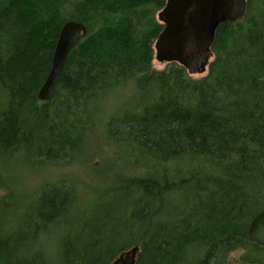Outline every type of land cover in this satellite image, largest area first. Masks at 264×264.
<instances>
[{
	"label": "trees",
	"instance_id": "1",
	"mask_svg": "<svg viewBox=\"0 0 264 264\" xmlns=\"http://www.w3.org/2000/svg\"><path fill=\"white\" fill-rule=\"evenodd\" d=\"M164 4L0 0V162L25 155L70 163L94 124L88 103L131 82L135 103L105 130L145 169L108 188L107 201L99 197L78 225L74 183H46L16 206L0 172V264H109L137 243L136 264H225L236 250L240 264H264V245L247 234L264 209V0H247L243 18L217 27L198 78L175 62L153 68ZM67 20L83 23L86 35L69 52L55 95L39 100ZM60 225L66 231L51 256L40 236Z\"/></svg>",
	"mask_w": 264,
	"mask_h": 264
},
{
	"label": "rangeland",
	"instance_id": "2",
	"mask_svg": "<svg viewBox=\"0 0 264 264\" xmlns=\"http://www.w3.org/2000/svg\"><path fill=\"white\" fill-rule=\"evenodd\" d=\"M165 67L166 63L153 60L154 69L162 70ZM203 75L205 73L191 77L198 78ZM135 98V88L131 82L99 92L88 103V108L94 112L93 127L83 136L79 147L73 151L74 156L72 155L70 163L42 164L25 155L4 158L0 162V172L8 180L7 185L13 196L9 198L17 201L16 206L19 203L24 206L31 203L44 184L59 180L72 182L78 202L71 222L78 225L82 216L90 215L99 197L103 195L101 204L107 201L105 194L108 188H112L111 186L117 185L126 178L142 175L145 169L128 162L125 151L122 147L111 144L105 130L106 122L134 104ZM5 192L6 187H1L0 196ZM173 200L180 203L177 196ZM65 231L60 225L41 234V241L51 256L57 253L56 248ZM243 253V250L229 253L225 264H240Z\"/></svg>",
	"mask_w": 264,
	"mask_h": 264
},
{
	"label": "water",
	"instance_id": "3",
	"mask_svg": "<svg viewBox=\"0 0 264 264\" xmlns=\"http://www.w3.org/2000/svg\"><path fill=\"white\" fill-rule=\"evenodd\" d=\"M246 10L247 0H165L156 13L163 28L153 43V60L175 62L189 76L206 73L213 58L211 47L217 27L240 20ZM86 32L81 22L67 20L63 23L53 47L50 70L37 92L39 100L55 95L67 56ZM247 234L257 244L264 245V209L249 221ZM139 251V245H133L109 264H136Z\"/></svg>",
	"mask_w": 264,
	"mask_h": 264
}]
</instances>
